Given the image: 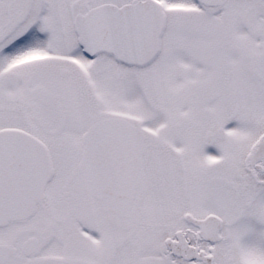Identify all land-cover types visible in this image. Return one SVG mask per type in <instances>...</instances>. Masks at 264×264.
Returning <instances> with one entry per match:
<instances>
[{
    "label": "snow or ice",
    "instance_id": "snow-or-ice-1",
    "mask_svg": "<svg viewBox=\"0 0 264 264\" xmlns=\"http://www.w3.org/2000/svg\"><path fill=\"white\" fill-rule=\"evenodd\" d=\"M0 264H264V0H0Z\"/></svg>",
    "mask_w": 264,
    "mask_h": 264
}]
</instances>
